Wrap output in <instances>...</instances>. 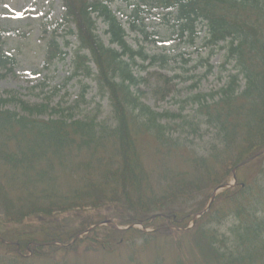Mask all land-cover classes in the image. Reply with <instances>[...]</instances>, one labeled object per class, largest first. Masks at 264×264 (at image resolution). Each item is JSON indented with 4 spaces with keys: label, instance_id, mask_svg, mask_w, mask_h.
<instances>
[{
    "label": "trees",
    "instance_id": "1",
    "mask_svg": "<svg viewBox=\"0 0 264 264\" xmlns=\"http://www.w3.org/2000/svg\"><path fill=\"white\" fill-rule=\"evenodd\" d=\"M61 2L53 33L75 36L73 76L90 77L93 64L110 117L64 116L73 107L0 94V264H91L88 255L106 264L124 247L128 264H162L166 257L170 264H264V0ZM112 3L127 6L128 28L144 38V16L160 9L190 45L198 22L206 47L226 43L222 66L232 64L234 73L218 89L190 97V128L198 120L213 135L204 154L173 137L189 122L162 123L182 117L153 111L132 90L143 82L132 71L135 57H166L133 51ZM66 56L55 38L47 41L44 65ZM15 67L0 45V70ZM253 157L237 169L236 185L203 212Z\"/></svg>",
    "mask_w": 264,
    "mask_h": 264
},
{
    "label": "rangeland",
    "instance_id": "2",
    "mask_svg": "<svg viewBox=\"0 0 264 264\" xmlns=\"http://www.w3.org/2000/svg\"><path fill=\"white\" fill-rule=\"evenodd\" d=\"M120 8L125 10L123 4L112 6L114 11ZM61 15V0H0V45L5 53L17 60V66L11 74L0 71V93H16L31 104L45 103L51 107L58 105L64 110L73 107L72 111H63L64 116L71 114L75 118H82L84 114L98 111L97 121H107L111 111L108 101L97 95L92 78L84 79L80 74L71 78V56L76 48V40L72 36H66V30L57 31L55 37L61 46L68 41L69 47L64 49L69 56L66 60L56 61L48 67L42 65L47 40L53 38L52 29L60 21ZM163 16V12L157 10L145 21L144 29L148 34V41L133 33L127 38V42L134 49L142 46L146 55H167V64L164 66L159 62L151 67L145 62L144 69L133 67L134 74L143 82L132 90L135 92L137 89L142 101L154 111L180 115L181 119L163 120L171 127L174 124L180 126L183 120L186 121L183 124L189 122V126L183 125V128L171 132L174 138L184 141L189 149L202 155L213 135L206 126L199 125L198 120L192 122L190 128V117L196 109L191 104L190 97L218 89L225 81L224 78L233 73V65L222 67V43L216 47H206L203 44L202 38L206 33L202 24H197L196 29L200 36L194 45H190L184 38H178L177 32L171 27L172 21L165 20ZM98 28L99 35L107 44L102 33L104 26L98 22ZM136 63L141 64L139 60ZM85 86V102H81L79 95ZM165 92H168V96L161 99V93ZM8 109L18 112L12 105ZM243 177V172L239 173V178ZM137 227L141 228L140 225ZM225 228L224 226L221 229L222 232H225ZM159 242L158 250L163 246V241ZM128 253L129 250L124 247L113 254L106 264H128ZM161 255L164 256L162 253ZM86 260L91 264H103L97 256L88 255ZM168 260L166 257L162 264H170Z\"/></svg>",
    "mask_w": 264,
    "mask_h": 264
},
{
    "label": "water",
    "instance_id": "3",
    "mask_svg": "<svg viewBox=\"0 0 264 264\" xmlns=\"http://www.w3.org/2000/svg\"><path fill=\"white\" fill-rule=\"evenodd\" d=\"M214 195L212 196L211 200L213 199Z\"/></svg>",
    "mask_w": 264,
    "mask_h": 264
}]
</instances>
